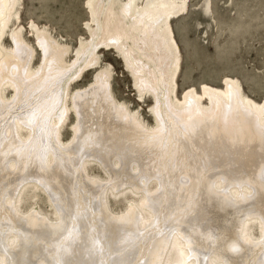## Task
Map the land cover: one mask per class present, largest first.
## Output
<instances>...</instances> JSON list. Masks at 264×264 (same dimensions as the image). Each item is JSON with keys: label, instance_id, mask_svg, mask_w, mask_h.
I'll list each match as a JSON object with an SVG mask.
<instances>
[{"label": "bare ground", "instance_id": "bare-ground-1", "mask_svg": "<svg viewBox=\"0 0 264 264\" xmlns=\"http://www.w3.org/2000/svg\"><path fill=\"white\" fill-rule=\"evenodd\" d=\"M21 1L0 0V264H264V98L229 76L178 97L172 19L186 1L87 0L93 39L73 62L69 46L33 22L44 51L37 68L22 28L12 29ZM101 43L118 49L141 95L157 99L156 126L116 100L110 71L70 95ZM93 164L106 179L91 176ZM29 188L47 193L56 218L23 210ZM109 194L135 203L114 213Z\"/></svg>", "mask_w": 264, "mask_h": 264}, {"label": "rangeland", "instance_id": "rangeland-1", "mask_svg": "<svg viewBox=\"0 0 264 264\" xmlns=\"http://www.w3.org/2000/svg\"><path fill=\"white\" fill-rule=\"evenodd\" d=\"M86 1H21L20 18L14 17L17 22L12 25V29L22 28L26 40L34 47L35 52L31 60L33 67H39L44 60V51L37 43L33 22L41 29H46L58 42L69 46L65 54L68 62H73L77 58L76 53L79 47L81 48L83 40L92 41L88 23L94 25L95 21L92 14L90 15ZM145 1L139 0L140 5ZM185 1L188 10L172 19L174 34L181 52L178 97L182 99L190 86H195L199 92L202 91L203 84L221 87L223 79L229 76L239 81L246 96L261 101L264 98V0ZM101 16L103 18L104 14ZM10 32L8 31V34ZM8 34L5 35L4 43L7 48H11L15 46V42ZM101 36L100 31L96 40L98 41ZM96 51L98 62L86 68L81 73L82 76L76 77L74 82L72 79L68 89L70 95L89 88L91 83L96 81V74L99 71H110V83L116 100L125 103L132 112L139 113L146 124L156 126L157 119L153 107L157 99L147 90L144 92L145 95H141L118 49L101 43ZM14 91L8 88L6 93L12 97ZM70 95L68 104L71 106ZM77 120L76 112L72 109L61 127L65 142L72 139ZM100 167L98 164H93L89 166L88 171L91 176L96 175L106 179L107 173ZM152 183L151 186L154 185ZM109 196V205L114 213L126 212L131 204L135 203L132 194H128V198L122 196L116 198L110 194ZM32 208L56 218L47 193L29 188L23 197V210L29 211ZM251 232L255 236L259 235V227L254 225Z\"/></svg>", "mask_w": 264, "mask_h": 264}]
</instances>
